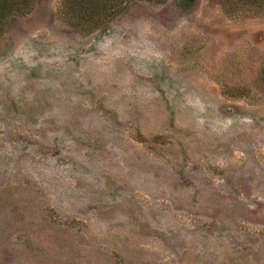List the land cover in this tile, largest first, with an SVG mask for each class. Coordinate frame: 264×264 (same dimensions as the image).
<instances>
[{
  "label": "rangeland",
  "instance_id": "rangeland-1",
  "mask_svg": "<svg viewBox=\"0 0 264 264\" xmlns=\"http://www.w3.org/2000/svg\"><path fill=\"white\" fill-rule=\"evenodd\" d=\"M67 4L0 32V264H264V9Z\"/></svg>",
  "mask_w": 264,
  "mask_h": 264
},
{
  "label": "trees",
  "instance_id": "trees-1",
  "mask_svg": "<svg viewBox=\"0 0 264 264\" xmlns=\"http://www.w3.org/2000/svg\"><path fill=\"white\" fill-rule=\"evenodd\" d=\"M32 0H0V32L5 20L18 11L27 12ZM117 0H67V8L74 16H83L85 12L93 11V14H113L116 11ZM244 7L264 9V0H231ZM84 12V13H83ZM89 15V14H87ZM87 24V23H86ZM90 26H95L88 23Z\"/></svg>",
  "mask_w": 264,
  "mask_h": 264
}]
</instances>
